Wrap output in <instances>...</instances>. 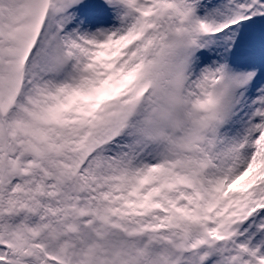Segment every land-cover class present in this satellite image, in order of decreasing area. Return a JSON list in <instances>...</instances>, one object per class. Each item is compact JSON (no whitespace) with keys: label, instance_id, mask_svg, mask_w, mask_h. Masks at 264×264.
I'll use <instances>...</instances> for the list:
<instances>
[{"label":"snow or ice","instance_id":"1","mask_svg":"<svg viewBox=\"0 0 264 264\" xmlns=\"http://www.w3.org/2000/svg\"><path fill=\"white\" fill-rule=\"evenodd\" d=\"M0 264H264V0H0Z\"/></svg>","mask_w":264,"mask_h":264}]
</instances>
